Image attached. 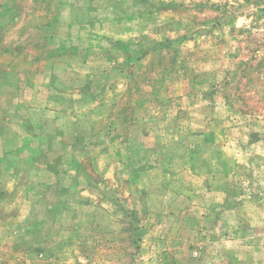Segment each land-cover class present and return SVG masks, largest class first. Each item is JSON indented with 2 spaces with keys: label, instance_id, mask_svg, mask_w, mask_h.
<instances>
[{
  "label": "rangeland",
  "instance_id": "rangeland-1",
  "mask_svg": "<svg viewBox=\"0 0 264 264\" xmlns=\"http://www.w3.org/2000/svg\"><path fill=\"white\" fill-rule=\"evenodd\" d=\"M64 2L0 0V133L50 124L64 76L72 176L51 219L21 178L0 264H264V0H95L90 43Z\"/></svg>",
  "mask_w": 264,
  "mask_h": 264
},
{
  "label": "crops",
  "instance_id": "crops-1",
  "mask_svg": "<svg viewBox=\"0 0 264 264\" xmlns=\"http://www.w3.org/2000/svg\"><path fill=\"white\" fill-rule=\"evenodd\" d=\"M74 1L72 3H61L55 12V19L57 23L61 24L63 30L64 26L69 29V41H72L71 35L78 32L79 37L84 39L88 37V43H90V40H92V28L87 27V21L89 20V14L94 10L95 0H91V4L83 2L78 4V1L81 0ZM69 43L72 44V42ZM60 80L61 83H58L56 88H51V91L55 93V102L51 110L48 111L51 116L50 124H32L33 128H26L25 124H12L5 133H0V226L21 224L18 189L23 176L31 178L30 183L33 186L28 200L33 202L35 206L39 204L40 210L50 209L47 211L48 213L44 214L45 217L47 216L51 219V215L55 213L59 216H64V209L68 207L66 200L60 199L64 192V178L67 176L72 177L68 175L69 171L67 168L65 167L64 169L66 157L64 154V123L56 124V115L60 111L61 103L64 104V76ZM28 111L31 115L39 114L41 109L35 103L30 106ZM74 138L78 139L79 137L76 136ZM58 141L61 144V151L58 153L49 151V148ZM29 146L31 149L34 148L36 153H30L27 159L28 168H21L22 153ZM41 147L45 149L43 152L38 153V148ZM55 160L60 162V168H53ZM57 187H61V194L60 197L58 196L53 200L46 194L51 188L56 189ZM49 213L52 214L47 215ZM40 223L45 224L46 222Z\"/></svg>",
  "mask_w": 264,
  "mask_h": 264
}]
</instances>
